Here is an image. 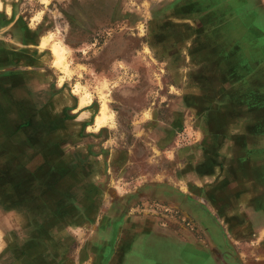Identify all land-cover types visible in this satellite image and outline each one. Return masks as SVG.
Wrapping results in <instances>:
<instances>
[{
    "label": "rangeland",
    "instance_id": "obj_1",
    "mask_svg": "<svg viewBox=\"0 0 264 264\" xmlns=\"http://www.w3.org/2000/svg\"><path fill=\"white\" fill-rule=\"evenodd\" d=\"M242 4L0 0V264H114L153 225L202 239L198 209L175 197L210 207L212 166L239 175L258 154L254 139L240 138L257 131L243 124L258 121L264 93L213 100L230 82L217 80L201 39L212 25H242ZM239 35L224 45L242 53ZM224 185L214 198L227 212Z\"/></svg>",
    "mask_w": 264,
    "mask_h": 264
},
{
    "label": "crops",
    "instance_id": "obj_2",
    "mask_svg": "<svg viewBox=\"0 0 264 264\" xmlns=\"http://www.w3.org/2000/svg\"><path fill=\"white\" fill-rule=\"evenodd\" d=\"M241 7L238 11L242 10L244 18L242 25H212L210 26V37H201L202 42L206 41L209 44L213 57H215L213 63L217 66V80L230 82L229 85L223 84L222 94L212 93L213 100L222 97L226 92L230 96L232 90L236 93L239 89L249 95L251 91L258 92V94H252L254 96H261L264 93V0H243ZM213 11H210L212 15ZM231 14L235 15V12ZM253 18L261 23L257 26L253 25ZM224 31L229 33L223 35L224 37L220 36L219 32ZM200 32H205V29ZM239 34H243L241 43L245 41L247 43V46H241L242 53L241 48L234 43L224 45L226 39L236 40ZM200 41V38L194 40L196 45ZM253 41L258 48L250 46ZM245 49H254L257 54L250 57ZM252 80H258L261 83L259 89L250 88ZM257 104L259 109L256 111L260 114L258 121H246L243 124V129H256L257 131L244 133L246 135L240 140L249 147L252 144L250 139H254L258 146L256 148L258 154L248 153L250 156L247 159L248 163L244 165V170L236 175L235 170L227 169L226 171L222 165L220 166V162L212 166L207 175L211 177L210 182L206 181L212 184L210 207L203 200L202 203L205 206L199 208L198 203L194 202L195 197L191 198L188 193L180 194L179 192V195L173 198L180 206L185 205L188 208L198 209L199 213L196 215L199 219H196V223L201 229L202 239H192L187 233L180 235L153 225L140 236L134 233L133 236L136 235L139 239L136 238L132 242L131 252H126L128 251L127 246L122 247L120 252H115L114 264H264V117L261 116V113H264V99H258ZM200 105L204 108L207 104L203 103L202 99ZM200 105L198 111L201 110ZM217 106L220 105L210 110L211 115L215 111L217 113ZM225 125L227 126L223 127L227 130L231 127V124L226 123ZM229 134L233 135L231 131ZM232 137L237 139L235 136ZM230 141L231 138L228 137L223 140L227 143ZM229 176L236 178L231 182L227 179ZM225 181L227 184H233L232 191L227 188L229 184L224 185ZM223 185L225 186L223 193L227 195L225 205L227 212L224 211V206L219 205L214 198V195L219 192L218 189ZM165 188L166 186L161 187L162 190ZM195 194L200 198H204L205 195L204 191H200V194L195 192Z\"/></svg>",
    "mask_w": 264,
    "mask_h": 264
},
{
    "label": "bare ground",
    "instance_id": "obj_3",
    "mask_svg": "<svg viewBox=\"0 0 264 264\" xmlns=\"http://www.w3.org/2000/svg\"><path fill=\"white\" fill-rule=\"evenodd\" d=\"M47 44V41L44 40V43H43V46H45ZM53 52H54V55L56 57V61H55V65H57L58 67H62L64 66V50L61 46L59 45H55L53 47ZM87 103V100L85 98L82 99V104H86ZM103 118H104V114H101V116H99L98 118V123L101 124L103 123ZM98 124V125H99Z\"/></svg>",
    "mask_w": 264,
    "mask_h": 264
}]
</instances>
